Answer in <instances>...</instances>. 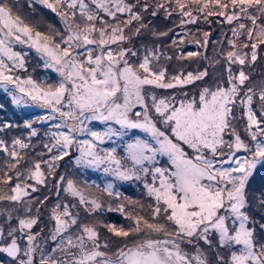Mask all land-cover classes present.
Here are the masks:
<instances>
[{"label": "snow or ice", "instance_id": "6c2138e0", "mask_svg": "<svg viewBox=\"0 0 264 264\" xmlns=\"http://www.w3.org/2000/svg\"><path fill=\"white\" fill-rule=\"evenodd\" d=\"M33 2L56 13L63 29L49 25L48 31H41L14 11L9 0H0V88L13 105H37L50 110L38 119H59L60 123L53 125L57 131L50 132L51 146L44 145L49 153L56 149L59 154L50 160L35 161L25 175L18 168L24 157L16 146L25 149L28 144L13 139L9 149L0 140V150L9 157L7 167L9 171L16 170L18 181L13 184L14 177L7 171L0 176V201L23 202L30 196L29 189L35 192L37 185L46 184L41 165L46 164L47 174L52 175L56 167L53 162L69 156L73 146L79 152L77 166L102 168L118 180H143L146 194L152 199L147 215L142 214L144 205L128 197L124 199L138 205L141 211H127L124 203L108 207V211L122 213L131 222L127 228L103 220L80 223L68 204H57L52 209L55 228L50 237L56 243L50 254L41 251L39 264H264V223L255 220L249 195L258 166L264 167V88L259 91L257 112L253 108L255 92L247 86L250 77L244 71L246 63L257 60V49L264 45V0H168L171 11L163 3L155 4L152 16L160 9L165 10L166 18L178 13L181 26L196 23L199 14L205 21L219 16L228 24L241 19L251 23H239L238 28L231 29L233 37L244 35L248 42L240 44L241 51H236V41L228 40L233 49L226 53L228 86L204 87L198 99L184 93L179 100L175 95L160 96L156 89L193 84L203 80L208 71H189L186 75L181 71L169 77L168 69L159 66L157 49L145 47L141 57L139 49L124 46L131 45L133 37L143 35L142 30L148 28L142 16L151 7L146 0ZM119 13H127V19H120ZM134 22L139 26L135 27ZM151 35L165 37L168 32ZM209 35L204 32L203 41L194 42L206 46ZM183 42L172 40L173 45ZM17 44L34 48L43 58V67L54 70L58 80L38 82L31 75H17L16 69H25L24 54L14 49ZM246 48L250 53L243 51ZM198 55L188 52L185 56L181 52L175 58ZM233 64L240 66L238 73H233ZM238 99L244 105L248 141L233 126ZM137 106L140 110H136ZM3 108L0 104V110ZM93 121L101 122L103 130L89 127ZM25 125L31 129L30 136L37 134L31 121ZM135 129L149 138L130 139L123 146L124 156L117 154L119 145L101 147L105 141L115 143L114 138L123 140ZM81 135L89 139H78ZM241 150L244 156L238 155ZM158 157H166V162L162 164ZM64 180L59 176L58 191ZM64 191L78 197L88 213L103 207L97 199L86 198L72 179H67ZM103 191L109 196H121L113 191L111 182ZM260 195V220L264 221V185ZM44 200L37 199L36 203ZM26 208L30 211L31 202ZM3 211L7 210L0 213ZM12 219L11 211H7L5 223L0 224V254L11 258L0 264H34V253L40 250L35 243L38 234L25 230H31L37 218L18 217V227L9 223ZM73 226L76 231L69 235ZM101 228L110 234L102 243ZM17 233L25 236L26 247H21ZM112 238H116L115 243ZM57 252L59 255L52 254Z\"/></svg>", "mask_w": 264, "mask_h": 264}, {"label": "rangeland", "instance_id": "374dc122", "mask_svg": "<svg viewBox=\"0 0 264 264\" xmlns=\"http://www.w3.org/2000/svg\"><path fill=\"white\" fill-rule=\"evenodd\" d=\"M13 5L14 11L18 12L27 22L33 24L41 31H48V26L53 25L55 29H63V23L60 17L53 13L50 9L45 8L38 2L34 3L33 0H9ZM89 2V0H85ZM128 3H135L136 0H126ZM145 0H141L144 3ZM151 6L148 11H143V23L148 25L147 29L142 30L143 35L139 37H133L131 45L125 44V47H133L139 49V55L142 57L144 48L157 49V55L159 56V66L166 67L168 69L167 75L169 77L179 74L181 71L186 75L191 71L194 74L207 69L208 75L201 81H196L190 85L177 86L175 89H156V92L160 96H172L175 95L177 100L184 98L182 94L186 93L188 97L195 96L198 99L199 92L204 87L215 89L220 84L227 87L228 78V61L226 60V53L232 49V46L228 44V40H235L237 44L236 51H241L239 45L247 43V38L241 35L239 38L233 37L231 29L238 28L239 23H245L251 26L250 21L247 19H241L239 21H233L231 24L224 22L223 17L212 16L208 17V21L203 19V14H199L197 22L194 24L180 25V15L173 13L170 17L165 16V10H157L156 16H152L151 12L154 10V6L157 3L165 4L168 11L171 8L168 7V0H146ZM139 10V9H138ZM197 15V13H193ZM120 19H127V13H119ZM105 19L111 21L110 17L105 15ZM184 19H187L186 17ZM134 26L138 27L139 23L134 22ZM171 29V31H169ZM167 31L168 35L165 37H158L151 35L152 32ZM208 32V44L201 46L194 41L199 39L203 41V33ZM127 34V30H126ZM175 39L178 42L183 40V43L177 45L172 44V40ZM114 49L116 45L112 46ZM15 51L24 54L25 69H16V74L21 77H27L31 75L34 79L39 81H48L53 83L58 80V74L52 69H46L43 67V58L41 55L29 45L17 44L14 46ZM245 52L250 53V48L243 49ZM183 52L186 56L188 52H198L200 55L193 58H186L184 60L176 59ZM167 56H172V60H167ZM155 63V61H154ZM233 73H238L240 66L238 64L231 65ZM244 71L249 75L250 80L246 82L248 87H253L255 95L253 97V108L255 111H260L259 91L264 88V45H260L257 49V60L252 63H246ZM243 95V92L240 93ZM11 98L4 93L0 88V104L4 105L3 110H0V140H4L9 149L12 148L13 139H22L28 147L20 149L16 146V150L20 152V155L24 157L21 164L18 166L19 170L25 172L26 169L31 166L37 160H50L52 155H57L58 150L54 149L52 153H49L44 145L51 146L50 132L57 131L53 127L54 124L60 123L59 119L53 120H41L39 117L47 116L50 112L49 109L41 108L37 105L30 106H16L11 104ZM244 105L240 104L237 100L234 114L237 117L233 121V126L240 134L242 139L248 141L250 137L246 132V116L243 115ZM136 110H140L137 106ZM58 115V114H57ZM31 121L33 127L36 129L37 134L30 136L31 129L27 128L25 122ZM5 125H11L6 127ZM94 130H103L104 125L99 121H93L89 124ZM135 136L141 138H149L146 133L139 129L131 130L129 135L123 140L114 138L115 143L111 141H105L101 147L112 148L117 147L118 156H124V144ZM78 139H89L87 135H81ZM225 139H231L226 136ZM79 155L75 146L70 150V155L64 157L63 160L53 162L56 167L52 175H48V167L46 164H42V170L46 173V184L37 185V191L31 192L30 196L24 197L23 202L13 203L10 201H0V210L11 211L12 221H9L13 227H18V217L31 216L37 218V224L33 226L31 230H25V232L31 231L33 235H37L36 244L40 250L37 253V262L39 263L41 258V251L45 254H50L51 249L55 246L54 241L50 239L52 232L55 228V221L52 215V209L57 205H69V210L78 215V222L80 223H93L97 220H103L105 222H115L118 226L123 225L126 228L130 225V221L125 218L122 213L116 211H108V207L116 208L119 204L124 203L127 211H141L138 205L129 204L124 198L128 197L132 201H137L139 204L144 205L145 211L142 214L147 215V208L152 203V199L147 196L144 188L143 180H118L109 173H104L101 169H84L76 165L75 159ZM239 156H244L245 153L241 150L238 153ZM161 163L166 162V157H158ZM9 157L7 153L0 150V176L4 172H9L13 175L15 182V169L9 171L7 167V161ZM130 166V163L125 165ZM64 176L65 180L60 182L59 191L57 190V181L59 176ZM67 179H72L76 182L77 186L84 193L85 197L90 199H97L103 207L97 210L95 213H88L85 211V206L79 204V198L73 197L64 191L66 187ZM28 183L36 184L35 181L28 180ZM111 182L113 184V191L121 193L119 198L115 196H109L103 191L106 183ZM98 185V187H97ZM264 185V167L258 166L254 178H252L249 185V195L253 205V214L256 221L264 223L260 220V208L259 202L262 199L260 195L261 186ZM4 191H8L7 187ZM47 196L48 199L44 200ZM44 200L42 204H37L36 200ZM31 202L30 211L26 208V204ZM75 205V207H72ZM63 210L62 208L60 209ZM7 211L0 213V224H4L7 218ZM258 227V225H257ZM46 230V234H45ZM76 231V227L69 231V235ZM21 247L27 246V240L23 234L17 233ZM110 234H103L100 232V240L108 238ZM45 237L47 246H45ZM115 243L116 238H112ZM53 255H59V253H52ZM1 258H4L1 256ZM0 262H4L0 260ZM34 264H36L34 262Z\"/></svg>", "mask_w": 264, "mask_h": 264}, {"label": "flooded vegetation", "instance_id": "af4514ba", "mask_svg": "<svg viewBox=\"0 0 264 264\" xmlns=\"http://www.w3.org/2000/svg\"><path fill=\"white\" fill-rule=\"evenodd\" d=\"M100 232L101 233H103V234H109L108 232H107V230L106 229H103V228H101L100 229ZM45 234H46V230H45ZM105 240V239H104ZM103 240V241H104ZM101 241V243H102V240H100ZM45 246H47V242H46V237H45ZM41 248V245L39 244V249ZM1 256H3L4 258H1ZM39 256V254H35L34 255V262L36 263V264H39L38 262H37V257ZM0 260H2V261H4V262H7V261H10L11 260V258H9V257H7V254H0Z\"/></svg>", "mask_w": 264, "mask_h": 264}]
</instances>
